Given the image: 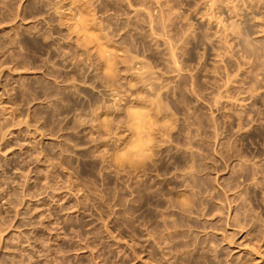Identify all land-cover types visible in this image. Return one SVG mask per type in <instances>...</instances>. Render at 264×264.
<instances>
[{"label": "rangeland", "instance_id": "1", "mask_svg": "<svg viewBox=\"0 0 264 264\" xmlns=\"http://www.w3.org/2000/svg\"><path fill=\"white\" fill-rule=\"evenodd\" d=\"M263 232L264 0H0V264H264Z\"/></svg>", "mask_w": 264, "mask_h": 264}, {"label": "bare ground", "instance_id": "2", "mask_svg": "<svg viewBox=\"0 0 264 264\" xmlns=\"http://www.w3.org/2000/svg\"><path fill=\"white\" fill-rule=\"evenodd\" d=\"M178 195H179V194H178ZM173 199H174V198H173ZM178 200H179V199H178ZM175 201H177V199H176ZM181 201H182V200H181ZM169 202H170V201H169ZM172 203H173V205L175 206L174 201H173ZM180 203H181V202H180ZM180 203H177V205H180ZM182 203H183V202H182ZM182 203H181V206H183V205L185 204V203H184V204L182 205ZM171 205H172V204H171V202H170V207H171ZM184 206H185V205H184ZM184 206H183L182 209L185 210ZM177 207H178V209H179V206H177ZM185 207H186V206H185ZM174 208H175V207H173V209H174ZM182 209H180V210L182 211ZM186 210H187V207H186ZM186 210H185V211H186ZM181 213H182V212H181ZM169 220H170V219H169ZM169 220H163V221H168V222H169ZM172 220H173V219H172ZM177 220H179V219H177ZM177 220H174V221H176V222H179V221H180V220H179V221H177ZM174 221H171V220H170V224L174 223ZM163 223H164V222H163ZM166 223H167V222H166ZM179 223H181V222H179ZM179 223H176V224H179ZM161 224H162V222H161ZM176 224H175V225H176ZM175 225H174V226H175ZM176 226H177V225H176ZM176 226H175V228H176ZM178 226H179V225H178ZM211 226H212V225H211ZM179 227H180V226H179ZM213 227H214V226H213ZM163 228H165V227L163 226ZM172 228H173V227H172ZM172 228H171V230H172ZM177 228H178V227H177ZM177 228H176V229H177ZM207 228H209V226H207ZM165 230H166V229H165ZM173 230H175V229H173ZM173 230H172V231H173ZM163 231H164V229H163ZM166 231H168V229H167ZM169 231H170V229H169ZM172 231H171V232H167V233H170V235H171ZM177 231H179V229H177ZM177 231H175V232H177ZM173 232H174V231H173ZM175 232H174V233H175ZM163 233H164V232H163ZM181 233H182V232H181ZM263 233H264V232H263ZM165 234H166V232H165ZM166 235H169V234H166ZM261 235H262V234H261ZM263 235H264V234H263ZM163 236H164V234H163ZM172 236H173V234H172ZM180 236H181V235H180V233H179V237H180ZM168 237H170V236H167L166 238H168ZM176 237L178 238V233H177V236H175V238H176ZM261 237H262V236H261ZM162 238H163V237H162ZM170 238H172V237H170ZM175 238H174V239H175ZM177 238H176V240H177ZM164 239H165V237H164ZM168 239H169V238H168ZM174 239L172 238V241H175ZM162 240H163V239H162ZM170 240H171V239H169L168 242L170 243V245H172V243L170 242ZM163 241H164V240H163ZM182 241H183V240H182ZM161 242H162V241H161ZM177 242H178V240L176 241V243H177ZM179 242H181V241H179ZM169 243H168V244H169ZM176 243L174 242V245H176ZM183 243H184V242H183ZM174 245H173V246H174ZM180 245H181V244H180ZM180 245L177 244L176 246H180ZM186 245H187V244H186ZM183 246H184V245H183ZM177 248H178V247H177ZM251 248H252V247H251ZM253 249H254V248H253ZM253 249H252V250H253ZM253 251H254V250H253ZM255 251H256V252H255ZM255 251H254V252L257 253V250H255ZM258 253H260V252H258ZM219 260H220V259H219ZM224 261H225V260H224ZM238 261H240V262H244V261H242V260H238ZM238 261H237V262H238ZM245 261H246V260H245ZM218 262H219V261H218ZM220 262H221V261H220ZM222 262H223V261H222ZM225 262H226V261H225ZM233 262H234V261H233ZM233 262H232V263H233ZM237 262H236V263H233V264H238L239 262H238V263H237ZM220 264H222V263H220ZM226 264H227V263H226ZM229 264H231V263H229ZM239 264H240V263H239ZM241 264H243V263H241ZM246 264H247V263H246Z\"/></svg>", "mask_w": 264, "mask_h": 264}]
</instances>
